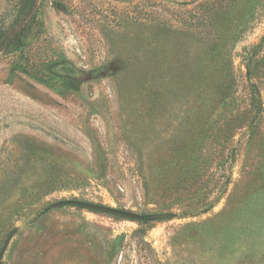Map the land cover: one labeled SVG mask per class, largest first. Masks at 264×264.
Listing matches in <instances>:
<instances>
[{
  "label": "rangeland",
  "instance_id": "374dc122",
  "mask_svg": "<svg viewBox=\"0 0 264 264\" xmlns=\"http://www.w3.org/2000/svg\"><path fill=\"white\" fill-rule=\"evenodd\" d=\"M0 264H264V0H43L0 53Z\"/></svg>",
  "mask_w": 264,
  "mask_h": 264
},
{
  "label": "trees",
  "instance_id": "16d2710c",
  "mask_svg": "<svg viewBox=\"0 0 264 264\" xmlns=\"http://www.w3.org/2000/svg\"><path fill=\"white\" fill-rule=\"evenodd\" d=\"M42 1L19 0L13 22L0 26V53L24 51L27 40L38 23V11ZM153 219L152 215L144 216L145 221Z\"/></svg>",
  "mask_w": 264,
  "mask_h": 264
},
{
  "label": "water",
  "instance_id": "95a60500",
  "mask_svg": "<svg viewBox=\"0 0 264 264\" xmlns=\"http://www.w3.org/2000/svg\"><path fill=\"white\" fill-rule=\"evenodd\" d=\"M62 206H76V207H81V208H85L88 210L120 215L127 219L135 220V221H141L144 218L143 216L136 214V213L117 210V209H113V208H109V207H105L101 205H96L92 203H87V202H81V201H64V202H59L55 204V207H62ZM153 217L157 220H169V219H172L174 216L173 214H157V215H154Z\"/></svg>",
  "mask_w": 264,
  "mask_h": 264
}]
</instances>
